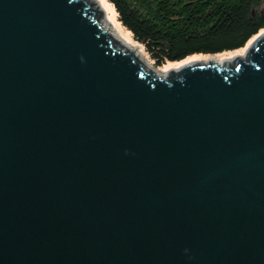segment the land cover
Masks as SVG:
<instances>
[{
	"label": "water",
	"instance_id": "1",
	"mask_svg": "<svg viewBox=\"0 0 264 264\" xmlns=\"http://www.w3.org/2000/svg\"><path fill=\"white\" fill-rule=\"evenodd\" d=\"M261 32L155 68L105 0H0V264H264Z\"/></svg>",
	"mask_w": 264,
	"mask_h": 264
},
{
	"label": "trees",
	"instance_id": "2",
	"mask_svg": "<svg viewBox=\"0 0 264 264\" xmlns=\"http://www.w3.org/2000/svg\"><path fill=\"white\" fill-rule=\"evenodd\" d=\"M105 1L155 68L245 49L264 31V0Z\"/></svg>",
	"mask_w": 264,
	"mask_h": 264
},
{
	"label": "rangeland",
	"instance_id": "3",
	"mask_svg": "<svg viewBox=\"0 0 264 264\" xmlns=\"http://www.w3.org/2000/svg\"><path fill=\"white\" fill-rule=\"evenodd\" d=\"M110 9H111L112 14L116 17L115 12L112 10V8H110ZM116 18H117V17H116ZM119 26H120V28L122 29V31L127 35L128 39L131 38V41L133 42V39H132V37H131L130 32L127 31L124 27H122V25H121L120 23H119ZM133 43H134V42H133ZM141 51H142L143 54L148 58V56L145 54V52L143 51L142 48H141ZM148 59H149V58H148ZM166 64H172V63H166Z\"/></svg>",
	"mask_w": 264,
	"mask_h": 264
},
{
	"label": "bare ground",
	"instance_id": "4",
	"mask_svg": "<svg viewBox=\"0 0 264 264\" xmlns=\"http://www.w3.org/2000/svg\"><path fill=\"white\" fill-rule=\"evenodd\" d=\"M109 4V3H108ZM109 6H110V8H112V10L114 11V8H113V6L111 5V4H109ZM115 12V11H114ZM116 15V14H115ZM129 41H130V43L132 44V46L134 47V49H135V51H137V52H140V53H142L143 54V52L141 51V46H139V45H137L136 43H133L132 41H131V38H129ZM172 64H174V63H172ZM167 65H171V64H167Z\"/></svg>",
	"mask_w": 264,
	"mask_h": 264
}]
</instances>
